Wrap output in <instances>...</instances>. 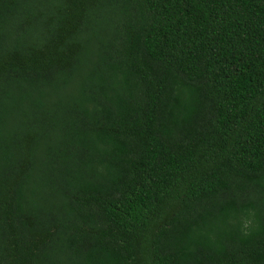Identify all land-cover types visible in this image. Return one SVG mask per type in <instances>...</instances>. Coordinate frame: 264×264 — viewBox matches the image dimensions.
<instances>
[{"label":"trees","instance_id":"obj_1","mask_svg":"<svg viewBox=\"0 0 264 264\" xmlns=\"http://www.w3.org/2000/svg\"><path fill=\"white\" fill-rule=\"evenodd\" d=\"M0 264H264V0H0Z\"/></svg>","mask_w":264,"mask_h":264},{"label":"clouds","instance_id":"obj_2","mask_svg":"<svg viewBox=\"0 0 264 264\" xmlns=\"http://www.w3.org/2000/svg\"><path fill=\"white\" fill-rule=\"evenodd\" d=\"M248 213L250 216H254V212L252 210H248ZM251 225H252V220L247 219L244 223L243 230H242V235L247 237L251 235Z\"/></svg>","mask_w":264,"mask_h":264}]
</instances>
